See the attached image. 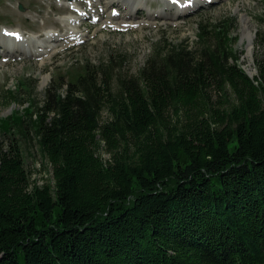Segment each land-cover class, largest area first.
<instances>
[{
    "label": "trees",
    "instance_id": "1",
    "mask_svg": "<svg viewBox=\"0 0 264 264\" xmlns=\"http://www.w3.org/2000/svg\"><path fill=\"white\" fill-rule=\"evenodd\" d=\"M236 27L202 19L193 46L155 45L137 75L111 59L42 99L3 92L26 108L0 120V264H264V57L251 78ZM32 139L44 184L25 163Z\"/></svg>",
    "mask_w": 264,
    "mask_h": 264
},
{
    "label": "rangeland",
    "instance_id": "2",
    "mask_svg": "<svg viewBox=\"0 0 264 264\" xmlns=\"http://www.w3.org/2000/svg\"><path fill=\"white\" fill-rule=\"evenodd\" d=\"M76 1L88 11L85 0ZM66 2H69V0H0V31H3L4 27L21 28L27 36L30 34L44 36L47 29L65 32L69 28V24L59 17H67L70 13L75 14L73 7L67 5ZM142 2L145 9L141 10L139 14L136 13V15L144 16L142 15L143 12L147 14L149 11L153 13L154 10L157 11L158 8L164 7L166 3L164 0H147L146 2L142 0ZM202 2L206 4L204 0H201L200 4ZM19 3L25 6V11L18 9ZM104 3L105 0H94L96 12L104 13L105 16L110 14L109 9L111 6L118 7L119 3L122 4L118 0H112L105 7L106 10H103L101 5ZM171 6L172 8L164 10L171 12V15L174 16L175 5L170 4ZM178 13L182 12L179 11ZM233 15L237 19V27L234 31V46L240 57L239 63L244 70L255 77L258 73L256 60L264 57V46L257 44L256 41L258 31H264V0H215L211 5L206 4L205 7L198 8L194 13L176 20L156 18L157 20L146 21L141 27L129 25L116 28L114 26V30L104 28L100 21L93 23L88 18L80 25V29L89 33L88 36H85L86 40L67 46L53 56L46 58L45 61L41 57L9 55L3 49L0 50V120L3 117L12 115L14 110H24L26 108V106H20L21 104H9L3 93L7 90L20 89L23 91L25 85L30 84L31 87L33 86L36 89L35 97L42 99L45 88L52 82L56 84L61 76H63L64 82L74 80L79 74L85 72V65L88 62L108 63L111 59H114L117 63L114 75H117L116 72L124 75H137L145 65L147 58L153 54L155 45L185 43L193 46L197 41L200 20L207 19L208 22L212 23ZM244 15L249 17V29L251 34L254 35L253 51L250 55L247 54L249 39L243 36L242 30L241 17ZM2 57H9V59L2 61ZM252 70L253 72H251ZM227 94L231 96L230 88H227ZM208 99L210 106L222 108L221 103L225 100V93L213 85L209 89ZM184 114V108L180 110L179 114L171 109L168 114L169 123H178L180 118L182 120L185 118ZM108 118V113L103 112L101 122ZM105 146L106 144L102 143L99 149L103 157L109 158L110 152ZM23 148L25 149V163L30 171L33 183H46L52 177L51 164L39 152L38 144L34 139L30 140L29 146L24 141Z\"/></svg>",
    "mask_w": 264,
    "mask_h": 264
},
{
    "label": "bare ground",
    "instance_id": "3",
    "mask_svg": "<svg viewBox=\"0 0 264 264\" xmlns=\"http://www.w3.org/2000/svg\"><path fill=\"white\" fill-rule=\"evenodd\" d=\"M118 1L123 5L121 14L118 16H113L112 14L99 16V21L103 24L102 26L106 24L108 26H115L116 28H122L129 25H138L139 27H141V25L145 24L146 21H152L156 19V16L158 14H160L159 17H161V19L163 20H176L177 18H180V14H178L177 11H175V15L172 16L171 12L164 10L167 8H172V6L170 7V4L172 3L168 2L167 0H164L166 2L164 7L158 8L157 11L154 10L152 15L151 11H149V13L144 16L136 15L138 8L144 7V3L142 2V0ZM144 1L146 2L147 0ZM188 1L189 0H183L179 4L174 3L175 9L185 12L188 9V6L185 4V2ZM110 2H112V0H105V3L102 5L106 7L110 4ZM200 2L201 0L194 1L196 5H199ZM66 3L67 5H72V7L79 10L80 13H70L67 17H59L61 20L67 21L69 24V28L66 29L65 32L55 31L54 29H47L44 33V36L36 34H30L26 36L25 34L21 33L20 39L18 41L14 37L7 36L8 32L6 30L8 29H5L4 27L3 31H0V50L3 49V51L7 52L9 55L16 54L18 56L25 57H41L42 60L45 61L46 58L53 56L56 52L63 50L67 46L73 45L77 42H84V40H86L85 36L89 35L88 31H83L82 29H80L82 21L85 20L83 16L85 11H82L76 0H69V2ZM113 8L114 7L111 6L109 11H112ZM94 15L98 16L96 11ZM241 18L243 36L249 39V43L247 45V54L250 55L253 51L254 35L251 34L249 29V17L244 15ZM251 72H253V70Z\"/></svg>",
    "mask_w": 264,
    "mask_h": 264
},
{
    "label": "water",
    "instance_id": "4",
    "mask_svg": "<svg viewBox=\"0 0 264 264\" xmlns=\"http://www.w3.org/2000/svg\"><path fill=\"white\" fill-rule=\"evenodd\" d=\"M20 8H22V7L20 6ZM245 72H246L251 78H253V76H251L250 73H249L248 71L245 70ZM255 72H256V70H255Z\"/></svg>",
    "mask_w": 264,
    "mask_h": 264
}]
</instances>
